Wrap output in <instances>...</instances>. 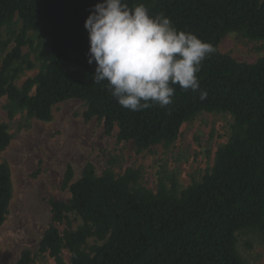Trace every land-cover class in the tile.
Wrapping results in <instances>:
<instances>
[{
	"label": "trees",
	"instance_id": "1",
	"mask_svg": "<svg viewBox=\"0 0 264 264\" xmlns=\"http://www.w3.org/2000/svg\"><path fill=\"white\" fill-rule=\"evenodd\" d=\"M100 2L0 0V99L6 97L8 115L25 111L27 118L47 122L56 105L79 100L86 121H101L107 135L117 127V140L132 142L138 152L172 144L181 126L202 112L231 115V133L213 168L179 194L162 182L156 192L142 187L133 169L117 175L113 162L100 175L86 163L75 181L68 167L63 186L69 199L49 201L52 222L66 228L50 225L39 253L55 264H66L63 249L70 253L68 264H247L237 234L264 238V57L237 62L218 45L232 32L264 40V0H123L129 8L144 4L152 16L163 13L177 30L215 48L197 73L205 100L175 85L172 104L136 112L118 104L106 81L95 84V62L87 63L84 21ZM35 39L40 70L18 87L22 48ZM11 138L8 125L0 123V153ZM10 174L0 161V226L12 197ZM71 216L80 220L76 228ZM89 239L97 243L88 249ZM31 261L24 250L14 264Z\"/></svg>",
	"mask_w": 264,
	"mask_h": 264
},
{
	"label": "rangeland",
	"instance_id": "2",
	"mask_svg": "<svg viewBox=\"0 0 264 264\" xmlns=\"http://www.w3.org/2000/svg\"><path fill=\"white\" fill-rule=\"evenodd\" d=\"M37 42L35 39L32 46L22 48L23 58L18 62L22 71L15 81L18 87L40 70L36 59ZM218 49L237 62L254 63L264 57V40L232 32L223 37ZM6 107L7 99L3 97L0 123L8 125L12 138L0 153V161L10 168L12 197L6 221L0 226V264H14L24 250L31 254L30 264H55L47 253H39V243L50 225H55L60 232L66 228L52 222L49 201L69 199L68 189L63 186L68 167L75 181L86 163H91L100 175L108 162H113V172L117 175L133 169L138 171L142 187L156 192L162 182L167 189L179 194L213 168L215 154L228 141L233 123L229 114L202 112L181 126L172 144L138 152L132 142L117 140V127L107 135L101 121H86L83 117L86 106L82 101L69 100L56 105L47 122L29 119L25 111L9 116ZM71 219L76 228L80 220L74 216ZM87 242L88 249L97 243L94 239ZM237 250L247 264H264L261 235L239 232ZM61 256L66 264L70 262L66 249Z\"/></svg>",
	"mask_w": 264,
	"mask_h": 264
},
{
	"label": "clouds",
	"instance_id": "3",
	"mask_svg": "<svg viewBox=\"0 0 264 264\" xmlns=\"http://www.w3.org/2000/svg\"><path fill=\"white\" fill-rule=\"evenodd\" d=\"M87 63L95 62L93 81L106 83L118 104L130 111L173 103L175 85L201 90L197 73L215 48L196 35L177 30L163 13L152 16L144 4L129 8L123 0H102L84 21Z\"/></svg>",
	"mask_w": 264,
	"mask_h": 264
}]
</instances>
